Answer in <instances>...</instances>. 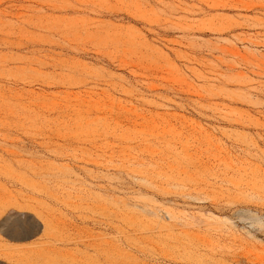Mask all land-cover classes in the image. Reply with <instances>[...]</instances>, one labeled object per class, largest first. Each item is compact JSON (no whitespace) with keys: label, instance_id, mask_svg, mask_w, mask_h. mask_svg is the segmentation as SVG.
<instances>
[{"label":"rangeland","instance_id":"rangeland-1","mask_svg":"<svg viewBox=\"0 0 264 264\" xmlns=\"http://www.w3.org/2000/svg\"><path fill=\"white\" fill-rule=\"evenodd\" d=\"M0 264H264V0H0Z\"/></svg>","mask_w":264,"mask_h":264}]
</instances>
